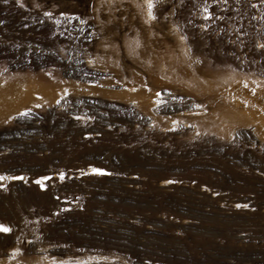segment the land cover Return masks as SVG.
I'll return each instance as SVG.
<instances>
[{
    "label": "rangeland",
    "instance_id": "1",
    "mask_svg": "<svg viewBox=\"0 0 264 264\" xmlns=\"http://www.w3.org/2000/svg\"><path fill=\"white\" fill-rule=\"evenodd\" d=\"M206 1L0 0V188L40 186L0 202V262L264 264V137L216 123L228 72L264 93V27L217 34Z\"/></svg>",
    "mask_w": 264,
    "mask_h": 264
},
{
    "label": "bare ground",
    "instance_id": "2",
    "mask_svg": "<svg viewBox=\"0 0 264 264\" xmlns=\"http://www.w3.org/2000/svg\"><path fill=\"white\" fill-rule=\"evenodd\" d=\"M224 79L226 80V81L223 82L225 84L224 87H223L224 90L222 88L221 89L223 91H225L224 97L227 100V102H229V104L226 106L227 108H226V110L224 111V113H223V115L221 117L218 116V115H221V114H217L216 115V116L219 117V119H217L218 121L216 123L218 124V126H220V129H223L224 127L228 128L229 125L234 124V122H236V121H240V122H244V123H246V121H248V123H249V121H251V123L255 124L256 131L259 134V136L264 137V116H263L262 113L258 114V112L254 111V110H251L255 103H260V101H262L264 99V97H263L264 93L261 90L262 86H259L258 84H256L254 82V84L250 83L251 84L250 88H246L245 87L246 85L244 84V82L240 78H237L235 75L233 76V74L230 73V72L227 73V75H226V77ZM218 83L220 84V81ZM248 92H251V95H249V96H252V93L253 94L255 93L256 96H257L256 100L257 99L258 100L257 101L250 100L248 96L244 95L245 93H248ZM138 97H141V95H139ZM255 97H254V99H255ZM3 98H5V97L3 96ZM132 98H135V96L132 97ZM0 99L3 100L2 96L0 97ZM251 99H253V98L251 97ZM143 100H144V98H143ZM2 106H3V104H2ZM2 106H0V108ZM1 110H3V109H1ZM1 114H0V124L6 123L7 121H9L13 117L12 116L10 118H3ZM5 114H7V113H5ZM5 114H4V116H5ZM213 119H216V117L213 118ZM214 124H215V121H214ZM90 173L91 174H102L103 172H101L99 170H95V169H90ZM16 179H18V178L17 177H10L8 180L14 181ZM40 180H39V182H40ZM5 182H6V180L3 177H0V183L3 184ZM40 184H41V182H40ZM0 228L5 229V228H3V226L2 227L0 226ZM0 232H6V231L0 230ZM12 253H15V252H13V250H12ZM2 262L3 261H1L0 264H3ZM35 264H49V263L46 260H44V258H42V257H36Z\"/></svg>",
    "mask_w": 264,
    "mask_h": 264
},
{
    "label": "built area",
    "instance_id": "3",
    "mask_svg": "<svg viewBox=\"0 0 264 264\" xmlns=\"http://www.w3.org/2000/svg\"><path fill=\"white\" fill-rule=\"evenodd\" d=\"M260 3L258 0H207L203 7V20L208 27L218 28L217 34L235 33L240 26H244L248 29L247 33L255 37L258 32L261 35V28L264 27V1ZM253 25L255 29H252ZM254 43L258 48L264 45L260 37Z\"/></svg>",
    "mask_w": 264,
    "mask_h": 264
},
{
    "label": "trees",
    "instance_id": "4",
    "mask_svg": "<svg viewBox=\"0 0 264 264\" xmlns=\"http://www.w3.org/2000/svg\"><path fill=\"white\" fill-rule=\"evenodd\" d=\"M109 150L116 152L114 149H111V148ZM105 151L106 149H102L99 147L98 148L95 147L94 149L91 150V152L93 153L95 157L103 156L105 154ZM135 151H136L135 149L131 150V153L129 155L131 159L129 161L119 162L118 160L114 159V161L109 163L107 166H101L104 169L103 171H108L107 172L108 174L106 176H108L111 179H118L119 175H121L122 177H125L130 174H136V173L142 172L144 168L143 164L145 163L142 161L143 159H139L135 155ZM150 170L151 169L147 170L148 173L149 172L151 173ZM67 178H68V174L66 173L65 179ZM17 180L18 179L4 186V188H0V202L7 201L8 199H11V197L13 196H16V197L19 195L25 196V195L35 193L36 191L39 190L40 186L29 185V184L22 182L21 180L20 181H17ZM45 184H46V189L43 191L42 194L48 195L47 193L50 190V187H49L50 179L46 180ZM62 185L63 184H60V185L57 184L54 190L57 191ZM112 198H114L116 201L119 200L117 196H113ZM59 199H60V196L57 195V198L55 200L58 201ZM127 204L129 207H134V208H142V207L149 206L146 200L142 199L140 195H136V194H133V196L129 200H127ZM68 211H71V209H69ZM0 213H1V210H0ZM53 224H55V222L51 223V225Z\"/></svg>",
    "mask_w": 264,
    "mask_h": 264
},
{
    "label": "snow or ice",
    "instance_id": "5",
    "mask_svg": "<svg viewBox=\"0 0 264 264\" xmlns=\"http://www.w3.org/2000/svg\"><path fill=\"white\" fill-rule=\"evenodd\" d=\"M0 230L7 231V229H2V228H0Z\"/></svg>",
    "mask_w": 264,
    "mask_h": 264
},
{
    "label": "water",
    "instance_id": "6",
    "mask_svg": "<svg viewBox=\"0 0 264 264\" xmlns=\"http://www.w3.org/2000/svg\"><path fill=\"white\" fill-rule=\"evenodd\" d=\"M83 174H85L86 173V171H84V172H82Z\"/></svg>",
    "mask_w": 264,
    "mask_h": 264
}]
</instances>
